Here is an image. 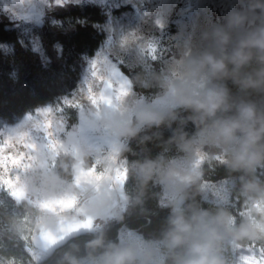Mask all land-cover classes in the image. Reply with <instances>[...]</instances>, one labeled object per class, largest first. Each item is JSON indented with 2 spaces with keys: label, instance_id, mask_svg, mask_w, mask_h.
Wrapping results in <instances>:
<instances>
[{
  "label": "clouds",
  "instance_id": "9594fccd",
  "mask_svg": "<svg viewBox=\"0 0 264 264\" xmlns=\"http://www.w3.org/2000/svg\"><path fill=\"white\" fill-rule=\"evenodd\" d=\"M201 41L150 74L146 84L137 75L143 88L160 90L154 99L132 93L119 108L97 109L81 97L78 124L63 132L45 130L54 132V144L43 139L44 131L33 139V124L43 125L39 116L12 128L29 133L36 148L30 166L15 172L24 195L7 194V232L45 264H239L242 249L264 247V0H232L224 22L203 31ZM57 119L51 118L54 125ZM132 141H159L166 152L174 147L180 155L145 156L125 165ZM125 167L121 187L114 178ZM217 167L227 176L208 182L206 170ZM99 173L104 175L97 179ZM150 185L160 187L158 206L168 212L145 235L129 228L127 219L146 214ZM208 193L211 205L203 207L197 197L208 199ZM72 197L71 209L43 207ZM88 218L90 229L61 231L62 222ZM44 233L57 242L45 241ZM9 261L18 264L12 257L3 264Z\"/></svg>",
  "mask_w": 264,
  "mask_h": 264
},
{
  "label": "trees",
  "instance_id": "16d2710c",
  "mask_svg": "<svg viewBox=\"0 0 264 264\" xmlns=\"http://www.w3.org/2000/svg\"><path fill=\"white\" fill-rule=\"evenodd\" d=\"M125 10L127 7L124 6L113 8L111 15H120ZM108 18L109 13L99 4L66 3L49 7L42 23L34 25L25 33L6 15L0 14V122L15 124L27 113L72 94L80 84L86 59L94 57L106 39L103 26ZM36 44L39 48L35 47ZM119 67L140 95L151 99L160 91L156 87L143 88L150 74L163 71L160 61L154 60L148 67H128L123 63ZM142 74L144 84L139 85V78L136 81V77ZM71 114L73 118L77 117L74 111ZM187 130L191 132L192 126L189 125ZM169 135L165 130L164 139ZM130 148L131 151L124 154L128 163L145 156L155 158L164 154L171 158L178 154L174 147L166 152L159 141L143 145L132 141ZM226 176V171L220 167L207 169L205 173V179L213 184L219 183ZM133 186L134 182L130 179L126 188L131 190ZM160 191L158 185H150L149 198L144 205L146 214L134 213L128 217L129 228L137 229L145 235L158 229L168 212V209L158 206L156 194ZM211 199V193H208V199L197 197L203 207H209ZM11 211V199L4 194L0 202V264L9 257L15 258L18 264L27 259L35 261L28 247L3 227V216ZM112 234H115V228ZM35 264H45V261L41 259L35 261Z\"/></svg>",
  "mask_w": 264,
  "mask_h": 264
},
{
  "label": "rangeland",
  "instance_id": "374dc122",
  "mask_svg": "<svg viewBox=\"0 0 264 264\" xmlns=\"http://www.w3.org/2000/svg\"><path fill=\"white\" fill-rule=\"evenodd\" d=\"M84 2L99 4L107 10L109 18L103 26L107 36L95 56L86 59L80 84L72 94L65 95L68 97L83 87L85 79L90 77V62L95 59L98 61V68L100 62L107 60L130 80L121 71L120 63L128 67H148L154 61L147 55V46L152 44L157 49L155 60L160 61L164 70L168 63L178 59L184 51L201 46V33L212 25L222 24L232 4V0H70L66 3ZM55 5L53 0H29L24 5L13 4L12 0H0V14L6 15L26 33L34 25L41 24L46 10ZM122 6L127 7V10L120 15H111L113 8ZM35 47L39 48L38 44ZM89 83L94 86L96 82L90 78ZM132 93L137 98L144 96L136 92L133 87ZM62 97L48 105L55 106ZM72 111L75 112L76 118H73ZM35 112L36 110L27 113L15 124L0 122V131L21 125L29 114L35 115ZM63 115L67 119L66 129L79 123L76 109L65 108ZM55 116L56 114L43 116L41 119L47 120ZM82 131L86 132L84 129ZM178 155L180 154L171 158ZM4 194L7 193L0 191V202L3 201ZM28 250L35 261L42 259L39 254L33 253V249L28 248Z\"/></svg>",
  "mask_w": 264,
  "mask_h": 264
},
{
  "label": "snow or ice",
  "instance_id": "6c2138e0",
  "mask_svg": "<svg viewBox=\"0 0 264 264\" xmlns=\"http://www.w3.org/2000/svg\"><path fill=\"white\" fill-rule=\"evenodd\" d=\"M29 0H12L13 4L24 5ZM57 6H63L64 3L70 0H53ZM149 55L153 60L157 58V49L155 45L149 44L147 46ZM90 77L86 78L83 87H81L72 96L62 97L61 100L55 105H48L36 109L35 115L39 117L52 116L56 114L58 119L55 125L51 119L43 120V125L37 122L33 124V128L37 135L34 140L41 139L39 133L44 131L43 139L54 144L52 135L54 132H63L66 130V118L64 117L65 108H73L83 110L81 97L86 99L93 107L99 109L103 105L109 107L119 108L123 103L125 97L132 94V81L124 77L119 70L110 65L107 60L100 62L98 68L97 59L92 60L89 65ZM94 80L96 83L93 86L89 83V79ZM33 115L29 114L26 120H32ZM46 129H54V132L45 131ZM8 134L5 131H0V191L6 192L10 197L21 198L24 193L22 189L17 187L19 180L15 172L19 169L30 166L28 163L33 159L31 152L35 150L36 143L30 142L28 137L29 133L19 132L16 129H8ZM125 165L127 161L123 162ZM95 173V168L89 170L88 175L91 176ZM127 168L123 169V173L118 169L115 176V182L123 187L126 183ZM104 174H96V178L100 179ZM79 182V178L77 180ZM75 205V198H66L48 202L43 207L50 208L55 211L59 209L64 211L73 208ZM93 226V221L88 218L82 222H72L64 224L62 222L61 231L70 233L80 229H90ZM42 238L50 244H55L58 237L51 233L42 234ZM239 256V264H264V247L256 248L254 245H249L247 249H242Z\"/></svg>",
  "mask_w": 264,
  "mask_h": 264
}]
</instances>
